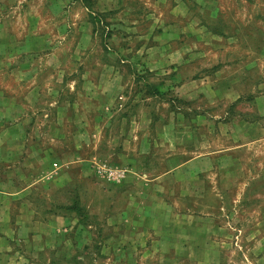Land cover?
<instances>
[{"label":"rangeland","instance_id":"rangeland-1","mask_svg":"<svg viewBox=\"0 0 264 264\" xmlns=\"http://www.w3.org/2000/svg\"><path fill=\"white\" fill-rule=\"evenodd\" d=\"M261 95L264 0H0V264H264Z\"/></svg>","mask_w":264,"mask_h":264},{"label":"crops","instance_id":"crops-1","mask_svg":"<svg viewBox=\"0 0 264 264\" xmlns=\"http://www.w3.org/2000/svg\"><path fill=\"white\" fill-rule=\"evenodd\" d=\"M254 100L260 104L258 111L261 113L263 111L261 106L264 104V95H261L258 97L256 96V97H254ZM263 109H264V107H263ZM243 125H245V127H246L245 129L250 130V127H253V131L258 130L257 126L254 123H247V124H243ZM243 136H245V138H246V135H243ZM245 138L243 140V143L234 146V149L245 148L246 145L264 144V138L255 137L252 143L251 142L245 143ZM174 139H176V137ZM232 151H234V150H230L229 148H227L225 151L220 152V154H218V155L220 156V158H224L226 160V162H229L228 161L229 152H232ZM220 158L214 157L213 154L208 153V154L197 155L195 157H191L188 159L183 158V159H180L178 161V158H175V156H174L173 162L175 165L173 166V168L170 171H172V176L174 177V179H175V177H177V175L180 176V173H187V174H189V177L197 178V176H199L201 173H203L202 171L205 172V171L210 170V168L215 163L213 159H220ZM232 159L233 160H231V161L234 164H236V168L240 169V171H238L237 173L233 171V172H231V175H235L237 177V179L244 178L246 176V171H245V167H244V164L242 162V159L239 156H233ZM177 161H178V163H177ZM176 164H178V165H176ZM186 167L189 170H187V171L181 170V169H184ZM231 167L232 166L227 167V174H226L227 177L230 175L228 170H230L229 168H231ZM193 169H196V170H193ZM170 171H168V173L166 175H168L170 173ZM162 177H164V176H162ZM260 177H261L260 173L254 174V172H252L250 175V178H252V179L253 178L254 179L260 178ZM236 182H238L237 183L238 184L237 192L231 198V201H230L231 188L227 187L226 189H223V190L220 188L215 189L214 193L222 199V202L219 204L218 211H216V214L214 213V211H212L213 215H211L212 213L211 214L207 213L208 215H206V217L203 219V221L213 222V220L215 219L214 217H216L217 219L218 218L221 219V218L227 216V214H231L234 210H236L238 208L239 201L244 200V195H245V189L244 188H245V186H244V182H239L238 180ZM1 192H7V191H1ZM15 193L16 192H13L11 194H15ZM191 193L193 195V193L196 194L197 192L194 191ZM227 199H228V201H230V203H228V204L226 201ZM190 216L194 217L195 222L202 220V217L198 214H190ZM188 233H190V232H188ZM212 233L218 234V233H220V231L215 232V230H213ZM200 234H202V233H200ZM191 236L196 240H192V239L190 240L189 245H193V246L188 247V251L190 252L188 255L190 256L191 259L196 260L199 264H206V263L208 264V262L210 260L213 261L212 256L217 251H220V254H219L220 257L218 258V261H220V258H222V259L225 258V255H223L222 252H225V254L230 252L229 248L218 247L216 245L217 241L212 239V237H213L212 235H210V237H206V239H207L206 243H208V241L210 240L209 243L206 245L207 247L202 246L201 248H197V240H199L200 235L198 234V232L195 231V229H193L191 231ZM221 236H222V234H221ZM230 249H231V246H230ZM232 249H233V247H232ZM210 253L212 254L211 256H210ZM262 254H263L262 259H264V248L262 249Z\"/></svg>","mask_w":264,"mask_h":264}]
</instances>
